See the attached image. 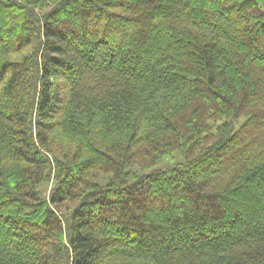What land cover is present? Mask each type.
Listing matches in <instances>:
<instances>
[{"label":"trees","instance_id":"trees-1","mask_svg":"<svg viewBox=\"0 0 264 264\" xmlns=\"http://www.w3.org/2000/svg\"><path fill=\"white\" fill-rule=\"evenodd\" d=\"M0 264H264V0H0Z\"/></svg>","mask_w":264,"mask_h":264}]
</instances>
